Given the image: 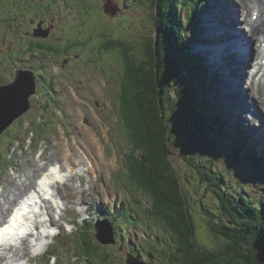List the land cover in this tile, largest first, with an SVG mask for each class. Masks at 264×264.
Masks as SVG:
<instances>
[{"label":"rangeland","instance_id":"1","mask_svg":"<svg viewBox=\"0 0 264 264\" xmlns=\"http://www.w3.org/2000/svg\"><path fill=\"white\" fill-rule=\"evenodd\" d=\"M25 1L27 0H0V85L13 80L14 71L21 59L20 56L22 54H30V52L26 54L27 52L25 51L27 50L26 46L28 41L26 38L32 36V34L37 31H44V34L45 32H50L49 34L55 36L53 40L60 41V44L64 46L63 48L60 47V54H69L72 56V60L69 62L72 64L68 65L69 63H64V71L62 69L64 61L63 56H57V58L47 57L48 59L43 60V62L46 63L51 61L54 64V69L60 72L58 75L53 74V77L56 78L55 82L58 88H62L67 93L71 105L65 100L68 106H66L65 114L61 116H58L55 111H53L54 115H52L51 113H46L45 110H39L35 107L33 112H29V109L24 113L26 115L22 117L23 120H28L31 127L35 126V128H30V130L36 129V122L34 119H38V121L44 123V121L52 117L57 121L53 120L52 123H49L44 129V132H36V139H34L33 146L29 150H26L24 144H22V146H24L23 152L18 150L15 153L14 147L11 151L13 155L10 153V146H14L15 144L13 140V144L10 143V138L25 130V133L20 136L23 137L21 141L25 142L26 140L25 135L27 134V127L22 124V121L11 124L1 134L0 192L4 190L5 194L7 190L12 187L13 181H19L23 175L32 174L35 170L36 176L34 175V180L35 182L39 181L38 179H40L46 170L58 164V162H63L67 154L73 152L72 149L76 157L80 148H93L91 152L94 155L95 152L93 150H95L98 158H95V160L93 159L97 170L93 172L91 170L90 172L92 173L90 177L88 176L81 180L84 185L83 188L79 189L78 193L73 189V194H69V197L72 196L77 202L82 200V198L85 199L88 201L91 209L92 206L100 202L102 203L106 195L114 197V195H117L115 191L126 189L128 190V192H126L128 196L118 195V197L123 199V203L125 202L127 208L133 209L131 212L132 215H138L141 220L140 223H144L145 225V218L142 217L137 210V204L140 203H137L136 198L137 200L142 199L143 203L147 205L149 203L148 199L142 192L132 191L125 176L124 152L127 148V141L122 128V120L120 121L118 115V97L120 96L123 74L127 69L124 65L125 55L122 51V43L125 44V46L127 45L130 49L131 59L135 60L134 64L137 67L140 59L142 60L143 58L145 48L148 49L147 45L150 37H155L156 34V26L154 23L156 6L153 0H78V2L76 0H52L53 7L49 9V11L55 14V18L51 16L49 20L45 18L46 15H42V12L45 13V11L32 14L25 6ZM203 1L204 0H194L193 2L195 4L189 2L192 13V8L194 7L195 9V7H197L195 10L198 12L197 16L199 14V19L201 21V26L195 27L197 32H201L203 29L204 22L202 16L204 11H206L204 13V15H206L208 12L206 6L211 3V0ZM72 3L78 4L79 6L81 4L82 8L78 9L77 5L73 8ZM56 7L57 10L54 9ZM178 13L184 16L189 15L188 10L186 8L184 9V7L183 9L180 8ZM217 13L219 15L218 18L221 19L222 10H219ZM237 17L239 16H236V18ZM28 22L33 24V30L28 29ZM186 22L188 21L185 17V23ZM220 22L221 20H219V23ZM36 28L37 31L35 30ZM200 32L195 34L192 28L190 31H186L187 34L185 36L183 35V38L188 42L186 46L190 48L189 55H191V57H197L205 62L204 58H206V56L200 53L202 51L199 50V53L197 51L199 43L201 44L200 38H202ZM197 38H199V40L195 43L194 39ZM202 39L204 41V38ZM69 45L75 46L66 49ZM109 46L112 47L108 48ZM66 50L68 51L66 52ZM29 58L31 57L28 56V59ZM206 61L208 65L212 62L211 60L209 61L208 58H206ZM216 68L217 66L208 67V72L211 75L219 72L220 76L214 83H210L212 85L209 84L206 86L208 91L205 94H203V90L201 93L202 96L208 98L215 106H219L221 102L223 103L222 100H225V90L223 85H220L222 84L220 80L223 78V66L222 69ZM61 76H64V81L59 80ZM98 86L102 89L101 92H97ZM218 86L222 90H220ZM46 91L47 90L44 88L42 91V98L46 95ZM129 98H131V96H129ZM38 101L37 99L34 105ZM98 103L100 105H97ZM225 106L227 115H235V110L233 109L234 105H231L230 102H225ZM79 108H83V113H80ZM258 108L260 109L262 118H264L263 101H261V104H258ZM38 114L41 115V117H38ZM85 116L88 118V123H84L86 119ZM261 122V118L256 116L251 123H246L249 127L258 132L259 129L257 125ZM260 132H264V130ZM41 141L43 144H38V142ZM250 145L259 148L255 142H250ZM184 148L185 146L179 141L172 147L175 166L178 167L183 176H185L184 173L187 172L184 167L186 161L182 158V155H184ZM102 151L105 152L106 155L104 159L108 157L106 161L109 162V164L105 163L104 165L99 163L98 160L104 157ZM69 157L70 155H68V158ZM41 158H44L46 162H42ZM68 162L71 164L73 163L70 158ZM207 164L209 165L210 163L207 162ZM40 165L45 167L37 174V170L42 168ZM105 166L107 167L106 172ZM213 167L216 170L219 169L218 171L224 174L225 180L222 184L225 189L231 190L236 195H248L252 199H255V202L264 199V183L260 181L252 183V181L248 180V172H245V169L234 167L232 163L226 164L225 162H219L218 164L213 163ZM80 174L83 175L87 173ZM196 180L197 178H194V176L190 174L184 181L182 179L184 187L191 188L193 191L194 199L192 203L194 205L193 213L198 223L197 234L199 237L201 236L212 244L221 245L225 241L227 242V238H224L223 241L221 237L218 238L210 231L207 214L204 209V207H206L218 213L220 208L219 198L208 182L202 185V187H199ZM81 181L79 177H75L72 182L80 185ZM68 192L71 191L68 190ZM1 197H3V199ZM1 197L0 202L4 201V196L1 195ZM20 198L21 197H19V199ZM256 199L258 200L256 201ZM130 200L132 201L129 203ZM70 206L73 208H70ZM70 206L65 216L69 220L76 221V229L71 233L63 232L59 237L54 239L53 243L62 247L61 250L58 251L57 259L49 261L51 254L55 251L44 253L45 248L49 244L40 251L43 255L42 253L38 255V253L31 248L30 240L25 243L24 247L26 248L27 259H33L32 264H37L38 260L41 261V264H81L82 261H85L86 257L79 252L78 246L80 242L76 241V235L78 231L82 229H79L77 225H83L85 230H82L81 233L86 234L87 232H92L93 223L95 221H91L92 223L90 225H93L92 227L82 223V218L86 216L85 211H79L78 203L76 202H70ZM11 212L10 209L7 211L6 218H9ZM57 212L59 211L57 210ZM122 226H124V228L129 227V229L128 231H124L122 228L117 229L122 236L115 233L117 240V244L115 245L102 244L99 240L97 241L95 237L96 230L94 228L93 234L96 238V240H93L94 244L103 249H107L106 253L111 256V260L115 264H126L127 254L133 251L142 255L143 260L148 261L150 256H148L149 253L145 243V237L131 224H124ZM106 227H108V225H106ZM151 227L155 229V226L152 225ZM71 228L72 227H69V229ZM126 237L132 238L131 241L134 243L132 244L130 242L131 244H128L125 240ZM52 241L53 240H51V242ZM103 245H110V247H103ZM31 251L32 257L30 256Z\"/></svg>","mask_w":264,"mask_h":264},{"label":"trees","instance_id":"2","mask_svg":"<svg viewBox=\"0 0 264 264\" xmlns=\"http://www.w3.org/2000/svg\"><path fill=\"white\" fill-rule=\"evenodd\" d=\"M35 1L24 2L32 14L39 5ZM193 1L153 0L156 34L150 37L148 49L145 48L137 67L130 49L122 43L127 68L119 96L120 118L128 142L124 169L130 189L142 192L149 202L147 205L136 198L140 203L137 210L146 222L155 226L153 229L148 225L143 230L150 256L147 262L264 264V199L255 202L248 195H236L225 189L224 174L213 167V163H232L234 167L245 169L252 183H264V154L249 147L246 138L226 125L215 104L202 96L201 91L205 94L206 86L213 83L214 78L207 76L202 60L189 55L188 42L183 38L192 28L197 32V7L192 8V13L189 4H195ZM47 5L51 9L52 0ZM183 7L189 15L178 13ZM37 41L30 43L31 51L52 53L59 49L52 40ZM41 108L52 113L49 103H41ZM38 130L43 131L44 127ZM19 133L10 138V143ZM178 141L185 146L182 155L186 161L185 176L174 163L172 147ZM189 174L197 178L199 187L208 182L217 194L219 212L204 209L210 231L223 241L227 238V242L215 245L197 234L193 191L183 184ZM112 221L117 235V229L124 224L142 231L140 221L131 211L124 210ZM126 238L129 244L134 243L132 238ZM94 239L90 233L79 238V248L87 264H115L107 249L95 245ZM133 253L143 259L139 253Z\"/></svg>","mask_w":264,"mask_h":264},{"label":"bare ground","instance_id":"3","mask_svg":"<svg viewBox=\"0 0 264 264\" xmlns=\"http://www.w3.org/2000/svg\"><path fill=\"white\" fill-rule=\"evenodd\" d=\"M206 8L208 12L202 17L204 27L200 32L204 41L199 37L201 44L199 43L197 51L198 53L202 51L200 53L212 61L210 65L217 68L223 66L224 77L220 80L222 83L220 85H224L226 91L225 102L234 105L235 110V115H227V118L243 124L253 134L252 140L264 148V132H260L264 130V118L260 114V105L258 108V104L264 102V0H211ZM219 10H222L221 19L218 18ZM244 29L246 32L243 31ZM199 38L194 39L195 43ZM237 42L240 46L248 48L247 62H243L240 58L236 48ZM232 82L237 83L239 90L233 89ZM256 116L262 120L257 125L258 132L246 123H251ZM76 165L81 168L75 169ZM93 167L89 157H84L80 164L75 162L71 164L67 161L64 166L52 167L38 183L34 180L35 170L32 174L23 175L21 180L13 181L12 187L5 194L3 190L4 201L0 202V223L6 218L9 209L12 212L7 222L10 226L0 228V233L5 231L9 233L7 238H0V264H32L33 259H27L25 243L31 240V248L38 255L42 253L40 251L49 244V238L46 236L38 240L35 227L54 226L52 219H45L46 215H53L55 210L63 212L66 205L59 193L60 188L59 192L56 188L60 184H68L77 173H90ZM29 187H33L34 191L32 190L19 201V197H22ZM73 189L78 191L77 186H73ZM28 209L31 210V214L37 212L31 215L30 219L23 215V211ZM30 231L34 233L31 239H26L20 246L12 245L21 233ZM37 264H41V261L38 260Z\"/></svg>","mask_w":264,"mask_h":264},{"label":"water","instance_id":"4","mask_svg":"<svg viewBox=\"0 0 264 264\" xmlns=\"http://www.w3.org/2000/svg\"><path fill=\"white\" fill-rule=\"evenodd\" d=\"M38 36H43L41 31ZM37 91L34 74L29 70L17 71L13 83L0 87V136L1 134L30 108V98ZM108 225V227H106ZM97 239L104 244H116L114 229L110 223H101L97 227ZM127 264H149L139 257L128 254Z\"/></svg>","mask_w":264,"mask_h":264},{"label":"flooded vegetation","instance_id":"5","mask_svg":"<svg viewBox=\"0 0 264 264\" xmlns=\"http://www.w3.org/2000/svg\"><path fill=\"white\" fill-rule=\"evenodd\" d=\"M49 1H51V0H37V1H35V2H37L36 4H39V5H36L35 7H36V9L35 10H33V13H38L39 11H45V13L44 12H42V15H46L45 16V18H47V20H49V18L52 16L53 18H55V14L54 13H52L51 11H49V9L47 8V4L49 3ZM77 1V0H76ZM74 2V1H73ZM78 2V1H77ZM43 4V5H42ZM57 8V7H56ZM52 13V14H51ZM44 21H46V20H44ZM44 25H46V24H44ZM33 24H31V29L33 30ZM61 27V26H60ZM50 33V32H49ZM49 33H46L45 34V36L44 37H50L49 35H51V34H49ZM52 37V38H51ZM48 40H53L54 39V37L55 36H51ZM57 45H59L60 44V41H56V40H53ZM68 50H66V52H67ZM37 52V51H36ZM65 52V53H66ZM35 53V52H34ZM43 53H45L48 57H56L57 56V51L56 52H52V53H50L49 51H47V50H43ZM68 56V57H67ZM63 57H64V61H63V67L65 68V64H67V63H69L71 60H72V56L71 55H69V54H65V55H63ZM57 58V57H56ZM65 63V64H64ZM72 63H69L68 65H71ZM67 65V66H68ZM66 66V67H67Z\"/></svg>","mask_w":264,"mask_h":264}]
</instances>
